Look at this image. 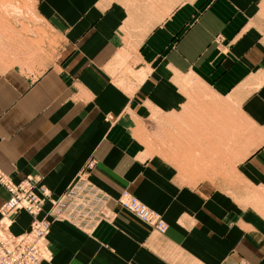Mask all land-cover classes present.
<instances>
[{
	"label": "crops",
	"instance_id": "1",
	"mask_svg": "<svg viewBox=\"0 0 264 264\" xmlns=\"http://www.w3.org/2000/svg\"><path fill=\"white\" fill-rule=\"evenodd\" d=\"M10 2L15 11L0 12V172L32 176L52 196L84 173L167 225L156 233L110 199L113 219L89 233L53 221L40 264H264V222L228 183L256 186L264 173V0ZM191 84L255 127L244 154L229 156L234 124L215 108L187 123L198 115L182 91ZM148 117L158 152L141 140ZM220 164L236 172L205 171ZM7 195L0 185V205ZM28 223L20 211L11 231Z\"/></svg>",
	"mask_w": 264,
	"mask_h": 264
},
{
	"label": "built area",
	"instance_id": "2",
	"mask_svg": "<svg viewBox=\"0 0 264 264\" xmlns=\"http://www.w3.org/2000/svg\"><path fill=\"white\" fill-rule=\"evenodd\" d=\"M0 185L8 194L0 205V264H39L48 254L46 236L53 221H64L89 233L100 222L113 219L114 212L107 206L110 199L156 233L162 234L167 227L157 212L127 190L110 198L84 173L56 196L32 176L12 182L0 172ZM19 211L29 216V223L15 234L11 225Z\"/></svg>",
	"mask_w": 264,
	"mask_h": 264
},
{
	"label": "rangeland",
	"instance_id": "3",
	"mask_svg": "<svg viewBox=\"0 0 264 264\" xmlns=\"http://www.w3.org/2000/svg\"><path fill=\"white\" fill-rule=\"evenodd\" d=\"M10 0H0V12H13L15 11L14 5H10ZM183 93L186 92L188 95H194V101L192 100V108L195 111H198V115L193 117V122H187L189 124H198V118L208 119L209 113H213V108L217 110V112L223 114L224 116L220 115L221 117H226L233 125L232 129V140H230V145L236 146V151L233 153H229V156L235 155V157H238L237 149L240 148V152L244 154L250 146L252 145L251 135L255 132V127L250 124L236 109L234 104L228 99V98H221L214 96L201 86H197L195 84H191L188 87L183 85L182 86ZM222 103H225L226 106L217 108ZM206 113V114H205ZM217 119V116L215 117ZM201 119V120H203ZM158 120V118H157ZM152 121L153 118L148 117L146 118L145 125H142V128L146 127L141 140L147 147L148 151L150 153H153L154 151H157L160 149V143L159 141L154 142L153 134H152ZM144 125V126H143ZM169 137V134H167ZM175 134H173L174 136ZM231 135V134H230ZM186 136L190 137V141L192 140H200V136L198 133L193 134H186ZM183 139V138H182ZM228 156V157H229ZM235 159V158H234ZM214 167V168H213ZM234 166L232 164H220L217 166H213L209 170H205L208 172L210 177L217 176V177H225L226 179L228 176H230V173L236 172V170H233ZM262 174H257V181L256 186L248 184V181L241 179L235 180L233 183L229 182L230 184H233L234 187L238 188V185L241 187V196L238 197L236 200L242 207L251 205L253 207H256L257 212L255 213V217L257 221L264 222V179H262ZM226 182V185H228ZM243 215V214H241ZM254 215V214H253ZM243 222V221H242ZM46 243H47V236H46ZM48 247V245H47ZM50 259V250L48 249V254L45 259L41 260L39 264L43 261H48Z\"/></svg>",
	"mask_w": 264,
	"mask_h": 264
},
{
	"label": "bare ground",
	"instance_id": "4",
	"mask_svg": "<svg viewBox=\"0 0 264 264\" xmlns=\"http://www.w3.org/2000/svg\"><path fill=\"white\" fill-rule=\"evenodd\" d=\"M4 175V174H3ZM5 176V175H4ZM6 178H7V176H5ZM8 180H10L9 178H7ZM12 181V180H11ZM13 182V181H12ZM20 212V211H19ZM16 216V215H15ZM15 220V219H14ZM15 234H17V233H15ZM44 258H46V257H44Z\"/></svg>",
	"mask_w": 264,
	"mask_h": 264
}]
</instances>
